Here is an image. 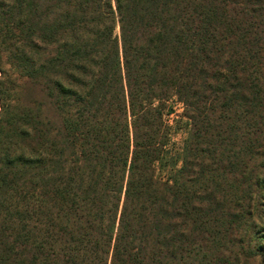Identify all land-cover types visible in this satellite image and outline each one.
<instances>
[{
    "label": "trees",
    "instance_id": "trees-1",
    "mask_svg": "<svg viewBox=\"0 0 264 264\" xmlns=\"http://www.w3.org/2000/svg\"><path fill=\"white\" fill-rule=\"evenodd\" d=\"M263 207L264 0H0V264H264Z\"/></svg>",
    "mask_w": 264,
    "mask_h": 264
},
{
    "label": "rangeland",
    "instance_id": "rangeland-1",
    "mask_svg": "<svg viewBox=\"0 0 264 264\" xmlns=\"http://www.w3.org/2000/svg\"><path fill=\"white\" fill-rule=\"evenodd\" d=\"M168 110L172 111L165 117L166 122L172 128L170 149L174 155L171 156H174V158L177 159V157H179V154L181 153V148L184 145V140L187 137L189 124L186 118L182 116L184 110L183 105L177 102L176 99H174L173 102L169 103ZM163 176L166 177L167 173L163 172ZM262 213L264 216V212ZM258 223H260L259 228L261 229L262 234H264V221L262 223V221L260 220L258 221Z\"/></svg>",
    "mask_w": 264,
    "mask_h": 264
}]
</instances>
